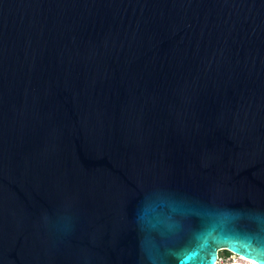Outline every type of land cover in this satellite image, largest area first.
Here are the masks:
<instances>
[{"label":"water","instance_id":"95a60500","mask_svg":"<svg viewBox=\"0 0 264 264\" xmlns=\"http://www.w3.org/2000/svg\"><path fill=\"white\" fill-rule=\"evenodd\" d=\"M221 250L264 264V0H0V264Z\"/></svg>","mask_w":264,"mask_h":264},{"label":"rangeland","instance_id":"374dc122","mask_svg":"<svg viewBox=\"0 0 264 264\" xmlns=\"http://www.w3.org/2000/svg\"><path fill=\"white\" fill-rule=\"evenodd\" d=\"M219 256L221 257L219 264H228V263H231L234 259L231 257L232 255L226 257L225 256V250H221Z\"/></svg>","mask_w":264,"mask_h":264},{"label":"bare ground","instance_id":"6f19581e","mask_svg":"<svg viewBox=\"0 0 264 264\" xmlns=\"http://www.w3.org/2000/svg\"><path fill=\"white\" fill-rule=\"evenodd\" d=\"M219 255H220V251H219ZM233 258H235V261L233 264H251L252 262L249 261L248 259L244 258V257H241V256H234ZM219 264V263H217Z\"/></svg>","mask_w":264,"mask_h":264},{"label":"built area","instance_id":"2783aa9c","mask_svg":"<svg viewBox=\"0 0 264 264\" xmlns=\"http://www.w3.org/2000/svg\"><path fill=\"white\" fill-rule=\"evenodd\" d=\"M232 255V256H231ZM230 256L233 258L234 256L236 257L237 255L236 254H231ZM220 259H221V257H219L218 258V262L217 263H219V261H220ZM234 261H235V258L233 259V261L231 262V263H228V264H233L234 263Z\"/></svg>","mask_w":264,"mask_h":264},{"label":"snow or ice","instance_id":"6c2138e0","mask_svg":"<svg viewBox=\"0 0 264 264\" xmlns=\"http://www.w3.org/2000/svg\"><path fill=\"white\" fill-rule=\"evenodd\" d=\"M236 250H238V251H242V252H244L245 254H251L249 251H246V250L243 249V248H237ZM257 258H259V257H257Z\"/></svg>","mask_w":264,"mask_h":264},{"label":"trees","instance_id":"16d2710c","mask_svg":"<svg viewBox=\"0 0 264 264\" xmlns=\"http://www.w3.org/2000/svg\"><path fill=\"white\" fill-rule=\"evenodd\" d=\"M232 253L231 252H229V251H225V256L227 257V256H229V255H231Z\"/></svg>","mask_w":264,"mask_h":264},{"label":"flooded vegetation","instance_id":"af4514ba","mask_svg":"<svg viewBox=\"0 0 264 264\" xmlns=\"http://www.w3.org/2000/svg\"><path fill=\"white\" fill-rule=\"evenodd\" d=\"M230 256V255H229Z\"/></svg>","mask_w":264,"mask_h":264}]
</instances>
